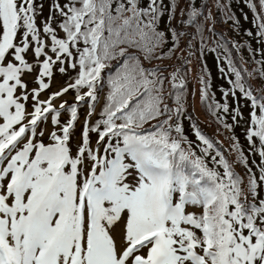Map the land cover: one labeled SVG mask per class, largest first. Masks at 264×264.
Returning a JSON list of instances; mask_svg holds the SVG:
<instances>
[{
  "label": "snow or ice",
  "instance_id": "1",
  "mask_svg": "<svg viewBox=\"0 0 264 264\" xmlns=\"http://www.w3.org/2000/svg\"><path fill=\"white\" fill-rule=\"evenodd\" d=\"M234 2L0 0V264H264V0L244 42Z\"/></svg>",
  "mask_w": 264,
  "mask_h": 264
}]
</instances>
